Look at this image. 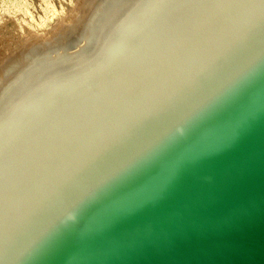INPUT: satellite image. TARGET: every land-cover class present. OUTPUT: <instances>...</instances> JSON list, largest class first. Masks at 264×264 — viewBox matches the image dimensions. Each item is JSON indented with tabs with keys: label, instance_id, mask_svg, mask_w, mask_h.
<instances>
[{
	"label": "water",
	"instance_id": "obj_1",
	"mask_svg": "<svg viewBox=\"0 0 264 264\" xmlns=\"http://www.w3.org/2000/svg\"><path fill=\"white\" fill-rule=\"evenodd\" d=\"M128 8L0 109V264H264V0Z\"/></svg>",
	"mask_w": 264,
	"mask_h": 264
},
{
	"label": "rangeland",
	"instance_id": "obj_2",
	"mask_svg": "<svg viewBox=\"0 0 264 264\" xmlns=\"http://www.w3.org/2000/svg\"><path fill=\"white\" fill-rule=\"evenodd\" d=\"M87 1L88 0H0V80L11 71V68L15 66L21 57L27 55L36 47H41L52 41L56 42L62 35L78 34V32L73 31H77L78 29L76 21L82 15L83 7H85ZM135 1L136 0L130 1L131 4L127 2V4L129 3V6L133 5ZM120 5H118L117 8L114 7L111 10V15H109V19L111 18L113 23L115 19H118L117 17L120 11L124 12L129 9L127 7L128 5ZM116 9L119 12H116ZM115 13L118 14L117 17ZM113 14L116 18L113 17ZM107 21L108 24L103 23L105 30L102 29L103 31L101 32L106 31V27L109 25V20ZM104 24L105 26L107 24V26L105 27ZM103 27L100 24V28ZM72 38L70 37V40L63 41V44H72L73 41H75V39L73 40ZM91 50L92 49H90V51ZM69 59L70 58L67 60ZM66 62L54 63L52 66L56 65L55 67L60 66L64 68ZM52 66L47 69V72L51 69L55 70ZM33 80H35V78ZM18 91L19 90L14 94H18Z\"/></svg>",
	"mask_w": 264,
	"mask_h": 264
},
{
	"label": "bare ground",
	"instance_id": "obj_3",
	"mask_svg": "<svg viewBox=\"0 0 264 264\" xmlns=\"http://www.w3.org/2000/svg\"><path fill=\"white\" fill-rule=\"evenodd\" d=\"M125 1L126 0H88L85 7H83L82 15L76 21L78 29L77 31H73L78 32V34L62 35L56 42L52 41L48 44H44L41 46L42 48L36 47L30 53L21 57L15 66L11 68V71L0 80V109L13 99V94L17 92V90L20 91L23 88H28L27 86L31 84L34 78L35 80L42 78V76L47 73V69L54 65V63H61L68 58L80 56L83 52L87 51L91 47V44L97 39V36L103 31L102 29L105 30L103 23L108 24L107 20H109V24H113V21H111L112 19H109V15L112 13L111 10L114 7L117 8L120 4H125L126 6L128 5L127 7H130L131 5L129 6L127 2L133 0H127L126 3ZM115 11L119 12L117 9ZM121 12L122 11L118 13L119 16L115 13L117 14L116 17L118 16L117 18L121 17L123 13ZM113 17H115V15ZM100 24L103 28H100ZM70 37H73L72 39H75V41L70 45L63 44V41L70 40ZM55 66H52L53 69L56 68Z\"/></svg>",
	"mask_w": 264,
	"mask_h": 264
}]
</instances>
